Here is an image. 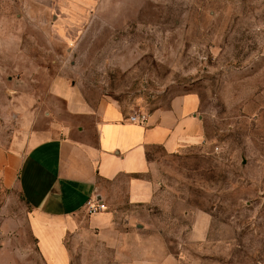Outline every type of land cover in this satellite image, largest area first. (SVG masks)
<instances>
[{
    "label": "rangeland",
    "instance_id": "rangeland-1",
    "mask_svg": "<svg viewBox=\"0 0 264 264\" xmlns=\"http://www.w3.org/2000/svg\"><path fill=\"white\" fill-rule=\"evenodd\" d=\"M56 78L131 114L195 93L202 124L149 154L153 202L115 206L105 245L77 237L70 264L146 247L157 264H264V0H0V138L45 117ZM28 209L0 180V264H43Z\"/></svg>",
    "mask_w": 264,
    "mask_h": 264
},
{
    "label": "crops",
    "instance_id": "crops-1",
    "mask_svg": "<svg viewBox=\"0 0 264 264\" xmlns=\"http://www.w3.org/2000/svg\"><path fill=\"white\" fill-rule=\"evenodd\" d=\"M50 90L44 118L35 109L23 129L0 138V180L27 204L30 237L43 264H70L77 237L105 245L115 206L153 202L149 154H175L199 141L200 100L195 93L174 97L136 124L128 121L130 112L109 101L90 102L63 78L52 79ZM53 96L62 107H53ZM90 198L106 209L88 215ZM123 221L130 234L134 219ZM137 250L132 248L130 260L121 264H157L154 249ZM164 259L168 264L169 255Z\"/></svg>",
    "mask_w": 264,
    "mask_h": 264
},
{
    "label": "built area",
    "instance_id": "built-area-1",
    "mask_svg": "<svg viewBox=\"0 0 264 264\" xmlns=\"http://www.w3.org/2000/svg\"><path fill=\"white\" fill-rule=\"evenodd\" d=\"M128 121L136 124H143L147 121V114L132 113L128 117ZM85 208L88 215L96 214L105 209V206L96 198H90L85 202Z\"/></svg>",
    "mask_w": 264,
    "mask_h": 264
}]
</instances>
